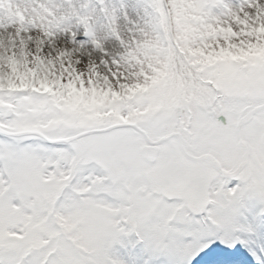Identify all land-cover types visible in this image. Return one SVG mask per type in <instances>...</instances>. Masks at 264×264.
<instances>
[{"label":"snow or ice","instance_id":"snow-or-ice-1","mask_svg":"<svg viewBox=\"0 0 264 264\" xmlns=\"http://www.w3.org/2000/svg\"><path fill=\"white\" fill-rule=\"evenodd\" d=\"M0 264H264V0H0Z\"/></svg>","mask_w":264,"mask_h":264}]
</instances>
